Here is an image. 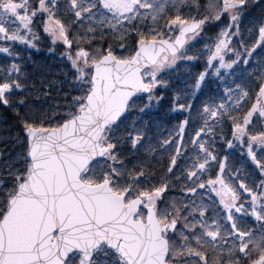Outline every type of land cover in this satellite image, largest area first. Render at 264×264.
<instances>
[{"label":"snow or ice","instance_id":"snow-or-ice-1","mask_svg":"<svg viewBox=\"0 0 264 264\" xmlns=\"http://www.w3.org/2000/svg\"><path fill=\"white\" fill-rule=\"evenodd\" d=\"M0 264H264V0H0Z\"/></svg>","mask_w":264,"mask_h":264},{"label":"trees","instance_id":"trees-1","mask_svg":"<svg viewBox=\"0 0 264 264\" xmlns=\"http://www.w3.org/2000/svg\"><path fill=\"white\" fill-rule=\"evenodd\" d=\"M37 59H43V57H39V56H38Z\"/></svg>","mask_w":264,"mask_h":264}]
</instances>
